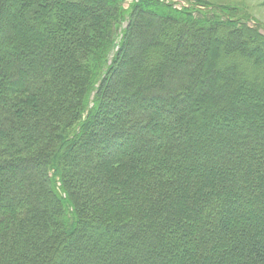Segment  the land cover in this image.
<instances>
[{
	"label": "trees",
	"instance_id": "16d2710c",
	"mask_svg": "<svg viewBox=\"0 0 264 264\" xmlns=\"http://www.w3.org/2000/svg\"><path fill=\"white\" fill-rule=\"evenodd\" d=\"M123 1L0 0V264H264V37Z\"/></svg>",
	"mask_w": 264,
	"mask_h": 264
},
{
	"label": "rangeland",
	"instance_id": "374dc122",
	"mask_svg": "<svg viewBox=\"0 0 264 264\" xmlns=\"http://www.w3.org/2000/svg\"><path fill=\"white\" fill-rule=\"evenodd\" d=\"M135 0H124L123 9ZM167 3H174L175 7H196L197 9H211L209 15H217L222 20L227 18L239 20L246 23L249 27L257 28L258 35L264 37V4L261 0H163ZM213 13V14H212ZM126 22L121 23L120 30L124 29ZM263 45V44H262ZM242 59V58H241Z\"/></svg>",
	"mask_w": 264,
	"mask_h": 264
}]
</instances>
